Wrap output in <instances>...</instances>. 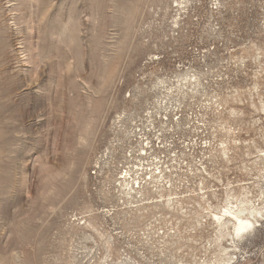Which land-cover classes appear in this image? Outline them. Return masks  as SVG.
<instances>
[{"label":"rangeland","instance_id":"374dc122","mask_svg":"<svg viewBox=\"0 0 264 264\" xmlns=\"http://www.w3.org/2000/svg\"><path fill=\"white\" fill-rule=\"evenodd\" d=\"M0 264H264V0H0Z\"/></svg>","mask_w":264,"mask_h":264},{"label":"bare ground","instance_id":"6f19581e","mask_svg":"<svg viewBox=\"0 0 264 264\" xmlns=\"http://www.w3.org/2000/svg\"><path fill=\"white\" fill-rule=\"evenodd\" d=\"M247 210V208H241V209H233L232 207L228 206L225 207L221 213L219 214H213L214 218L217 221H220L222 217L225 214L232 215L236 219V223L233 224V228L236 233H242L248 229H250L253 226V222L243 213ZM260 211H258L259 213ZM253 211H250L249 214H252ZM238 235V234H237Z\"/></svg>","mask_w":264,"mask_h":264}]
</instances>
